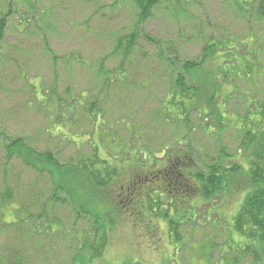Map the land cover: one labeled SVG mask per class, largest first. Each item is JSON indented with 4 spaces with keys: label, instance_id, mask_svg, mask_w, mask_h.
Listing matches in <instances>:
<instances>
[{
    "label": "rangeland",
    "instance_id": "obj_1",
    "mask_svg": "<svg viewBox=\"0 0 264 264\" xmlns=\"http://www.w3.org/2000/svg\"><path fill=\"white\" fill-rule=\"evenodd\" d=\"M23 1L12 0L9 16L5 7L0 15L8 18L0 44V264H74L82 257L80 246L96 241L94 217L105 228L107 244L100 257L85 264H250L248 258L234 263L230 249L239 241L233 224L250 189L246 174L235 178L230 194L207 201L197 194L178 196L179 238L171 236L168 220L161 217L170 198L160 195L166 184L158 175L187 147L200 167L218 161L223 152L245 165L237 153L243 122L253 111L249 100H264V52L254 42L263 32L254 34L253 42L247 39L249 47L239 44L252 54L253 75L223 79L209 70L216 64L229 69L222 58H212L197 73L182 69L200 61L221 35L246 41L252 22L234 9L235 0H165L141 27L137 9L126 0H30L39 19L27 32L20 25L28 8ZM137 28L160 44L140 38L126 59L114 55L119 37ZM121 64L124 74L118 73ZM179 72L192 93L208 84L216 87L211 99L216 106L202 96L188 117L182 110L170 114L169 90ZM92 103L100 111L96 120L90 118ZM216 107L224 117L220 122L211 115ZM16 139L42 156L40 169L48 168L51 156L52 174L9 159L7 146ZM96 149L102 159H116L120 170L119 179L104 190L78 168L80 158ZM130 182L137 183L131 196ZM145 183L154 184L150 196L162 206L161 215L160 209L157 214L141 206L149 202ZM7 188L15 200L4 206ZM32 223L38 229L30 235Z\"/></svg>",
    "mask_w": 264,
    "mask_h": 264
},
{
    "label": "trees",
    "instance_id": "obj_2",
    "mask_svg": "<svg viewBox=\"0 0 264 264\" xmlns=\"http://www.w3.org/2000/svg\"><path fill=\"white\" fill-rule=\"evenodd\" d=\"M18 1L20 2V0ZM126 1L129 3L131 2V4L135 6V9H137V27L147 24L155 16L157 7L165 2V0ZM110 2L114 3V0H111ZM10 3H12V0H4L2 4H0V15L2 14L1 12L5 7V15L9 16L13 7ZM23 3H26L28 8H26L24 13H22V21L20 25L24 26L23 31L27 32L32 26V21H35L39 18L37 17L36 9L34 6H32L30 0H25ZM114 4H116V2ZM245 4H247L249 7H252V9L250 10L247 8ZM233 7L238 12V14H242L244 20L247 21L249 19V23L252 22V26L249 27L247 34L249 36L248 38H245L246 41L239 42L237 41L236 37L231 38V40L229 38L228 40H225L221 35L220 40L215 42L212 40V43L204 49V53L200 61L197 60L185 63L182 69L183 73L186 72L191 74L196 70L197 71L195 73H197L208 61L212 60L213 58L214 60H217V62L218 60L220 61L223 59L222 62L224 64H231V69H227L228 66L223 68L220 64H216L217 67L215 66L214 69H209L218 78L225 79L226 77L229 78L232 75H235L234 78L240 77L243 79L245 77L250 78V76L253 75L252 73L254 71V67L251 65L252 63L250 60V55L252 54L247 48H241L240 45L249 47L250 43L247 39H250L253 42V38L256 36L254 34H259L262 32L264 34V0H235ZM15 11H18L17 8H15ZM257 26H261L262 30H256ZM7 28L8 18L0 16V44L5 38ZM138 29L139 28L135 30L133 29V31L130 33L119 37L116 43L117 45L114 51H112L114 55L120 54L125 56L124 59H126L131 55L133 52L132 50H134V47L140 38H144V40L149 41L151 44L156 43L152 37ZM226 31L228 32V30ZM224 33L226 34V32ZM212 37L216 38L214 35ZM254 42L255 44L257 43L256 46H258L264 52V35L260 37V39L259 37H256ZM159 44L160 43L157 41L156 45ZM223 48L227 50L222 51ZM254 54L257 55L256 52ZM231 59L234 60L232 61ZM55 65L58 66V63L56 62ZM102 69L103 68L100 67L99 76H101ZM124 72H126L125 66L121 64L120 67H118V73L124 74ZM177 74L178 75L176 76L175 80H173L174 85H172V89L170 88L169 90L170 95L167 101L169 104V107L167 108L169 109L170 114H175L173 109L182 110L181 114L188 117V113H190L191 110L194 111V102H198L202 96H207L206 100L209 102V104H214V106H216L213 100H211L216 96L215 92L218 90L216 87L208 84L205 89H202V87L199 89V94L192 93V87L187 85V80L183 74L180 72ZM32 85L34 86V84ZM72 100L75 101L73 98ZM38 101L40 100L38 99ZM249 102L253 105V111H251L250 114L245 117L246 119L243 122V133L242 139L240 140L241 150L237 153L242 154L245 164L244 166L233 157H230L231 160H228L229 155L223 152L219 155L218 161L212 162V164L208 165L204 164V166L200 167V165L197 164L198 162L195 161V152L192 148L187 147L186 149L181 150L182 152L179 153L180 155L171 157L170 160L168 159L169 162L167 164L168 167L166 173L158 175L160 176V179L157 178L158 176H156V178L166 184V190L162 189L163 191L160 195H167V197L170 198V204L163 208L164 214L161 217L165 220H168L171 236L179 238L176 229L181 223L177 222L174 218V216L177 215L176 200L178 196L180 199L185 200L197 194L202 196L204 200L207 201L221 194H230L232 193L233 189H235V178L243 173L246 174L250 189L245 192V196L243 201L240 203L239 211L234 218L233 224L234 233L238 235L239 241H234V246L236 247L232 245L233 247L230 249L235 254L234 263H238L241 260L248 258L250 264H264V100L260 101L259 99H256V96H253L250 97ZM92 105L93 107H90L91 109L89 108L91 113L90 118L96 120L99 117L97 112L100 111H98V106L96 103H92ZM216 108V113H211V115H214L215 120L220 122L221 114L219 112L221 110L218 111V107ZM221 118H224L223 115ZM7 148L8 149H6V152L9 159L14 158L21 160L20 162L28 167H31L35 171H50L52 174L53 171H51L49 167L53 166V158L49 155L50 158L48 160V168L40 169L38 167V160L39 158H42V156L36 157L35 151L27 149L23 139L11 141ZM101 156L100 150L96 149L91 157L89 156L80 158L78 162V168L81 170V174L88 178L97 189L104 190V188L112 186L114 182L119 179L120 170L118 166L113 164L116 159H102ZM182 157H186V162L182 160ZM36 167L38 169H36ZM183 168L186 172L183 171ZM136 185L137 183L130 182L129 186L126 187V190L130 196L132 192H134V186ZM148 185L149 188H145L143 192H149V196L147 197L149 202L147 204L145 201H143L140 202V204L143 208H148L157 214V211L160 209L158 215H161L162 206L157 200L152 199L150 196L151 193L155 192V186L151 183ZM52 192L51 198L55 196L56 190ZM184 192L186 195L185 197H182L181 195H183ZM2 194L1 205H8L15 200L14 193L8 188ZM0 212L2 213V211ZM172 214L174 215L172 216ZM94 219L95 222L93 224L95 225L94 232L96 241L92 246H87L89 243H87L85 246L86 241L82 246H80L81 252L78 254L82 255V257L78 256L77 259H75L74 264H85L87 261L96 260L97 257L101 256V252H103V249L106 247L107 242L105 240V228L99 221H97V218L94 217ZM29 226L33 228L32 230L29 229L31 232L30 235L35 234L38 228H35L33 223ZM81 235L84 236V234ZM228 243L230 244L229 241Z\"/></svg>",
    "mask_w": 264,
    "mask_h": 264
}]
</instances>
